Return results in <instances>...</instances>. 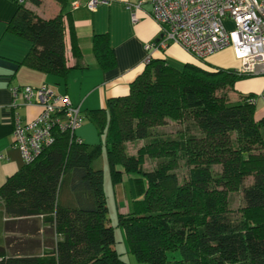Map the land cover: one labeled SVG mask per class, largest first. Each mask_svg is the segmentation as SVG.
<instances>
[{"label": "trees", "instance_id": "obj_1", "mask_svg": "<svg viewBox=\"0 0 264 264\" xmlns=\"http://www.w3.org/2000/svg\"><path fill=\"white\" fill-rule=\"evenodd\" d=\"M57 1L64 8L67 0ZM63 14L42 19L18 2L7 25L31 42L25 65L62 78L69 71ZM67 15L71 51L79 57ZM92 52L102 70L114 66L106 35L93 36ZM197 61L176 68L151 56L127 94L86 115L102 143L52 129L53 142L6 179L0 199L9 217L42 215L53 244L42 255L0 251V264H127L114 248L103 169L94 166L103 147L112 187L122 185L130 199L116 226L138 262L264 264V117H255V94H230L237 80L253 75ZM172 122L179 127L166 132ZM132 142L140 144L134 153ZM181 160L182 181L175 171ZM235 192L237 208L230 205Z\"/></svg>", "mask_w": 264, "mask_h": 264}, {"label": "crops", "instance_id": "obj_2", "mask_svg": "<svg viewBox=\"0 0 264 264\" xmlns=\"http://www.w3.org/2000/svg\"><path fill=\"white\" fill-rule=\"evenodd\" d=\"M88 1L67 0L62 8L57 0H40L38 4H33L30 0H0V186L24 165L18 147L12 145L14 115L17 113L23 122H29L41 111V106L36 101L22 104L18 99L17 105L12 107L13 88L38 87L44 84L57 94L68 95L71 103L79 106L85 116L74 135L80 137L82 142L96 144L102 143L103 135H98L94 123L86 115L89 111L104 109L108 98L127 94L130 82L145 67L147 51L144 45L159 37L161 27L152 17V0H103L94 9L86 6ZM18 2L42 19H50L60 12L64 13L65 60L66 66L69 67L65 77L39 71L23 63L31 42L7 29L18 8ZM137 2L138 21L132 24L130 10L126 5ZM67 13L71 18L81 52L79 57L71 51ZM101 34L108 37L115 57L114 66L107 70L98 66L92 52L93 36ZM151 56L163 58L176 68H182L186 63H198L176 43L168 44L165 49H154ZM205 61L208 65L232 69L238 68L240 64L229 48L212 54ZM77 62L82 67H74ZM233 89L230 93L232 99H237L240 95L255 94V117H264V100L261 98L264 93V74L237 80ZM94 166L101 168L95 163ZM115 188L118 189V197L127 203L122 211L127 213L130 199L125 188L122 185ZM0 212L3 220V244L0 243V251L4 255H42L49 250L55 237L42 224V215L9 217L5 214L1 199ZM108 218L109 224L114 225V248L121 258L127 264H148L138 262L129 252L123 229L114 223L116 217Z\"/></svg>", "mask_w": 264, "mask_h": 264}, {"label": "built area", "instance_id": "obj_3", "mask_svg": "<svg viewBox=\"0 0 264 264\" xmlns=\"http://www.w3.org/2000/svg\"><path fill=\"white\" fill-rule=\"evenodd\" d=\"M100 2L103 0H89L86 6L94 9ZM152 4V17L161 27L159 37L144 45L145 63L150 61L154 49H165L169 43L178 44L203 61L231 48L234 58L240 61L234 69L238 74H264V0H152ZM126 8L132 24L137 23L139 2L128 3ZM227 23L233 27L228 29ZM12 95V107L18 99L22 104L36 101L41 106L39 115L29 122L14 115L12 145L18 147L24 162L34 159L53 142L52 129L68 131L82 142L74 131L84 116L66 94H56L43 84L13 88ZM261 98L264 100V93Z\"/></svg>", "mask_w": 264, "mask_h": 264}, {"label": "rangeland", "instance_id": "obj_4", "mask_svg": "<svg viewBox=\"0 0 264 264\" xmlns=\"http://www.w3.org/2000/svg\"><path fill=\"white\" fill-rule=\"evenodd\" d=\"M227 27H228V29H231L233 26L230 25L229 23H227ZM225 49H228V48H225ZM229 49H230V51H232L231 48H229ZM177 127H179V125L172 122V123H169V125H167L165 130H166V132L173 133ZM103 140H104V138H103ZM103 140H102V142H103ZM138 145H140V144H138L137 142L129 143V146H128L129 152L134 153L136 151V148L139 147ZM95 165L101 166V168H103V184H104V189H105L107 217H117V212H122L124 210V208L127 206V203L123 198L118 197V195H117L118 189L112 187V185H111L109 169H108V164H107V160H106V148L105 147H103V153H102L101 157L95 161ZM145 165L147 166L148 163H146ZM217 168L218 167H216V169ZM175 171H176L180 181L186 179L187 168L183 164V160H181L179 162V165L175 168ZM249 181H250V179L248 178L246 183H249ZM230 200H231L230 205L233 208H237L239 205H241V199H240L239 193L235 192V193L230 194ZM114 223L116 224V221ZM2 226H3V220H2L1 212H0V243H1V245L3 244Z\"/></svg>", "mask_w": 264, "mask_h": 264}, {"label": "bare ground", "instance_id": "obj_5", "mask_svg": "<svg viewBox=\"0 0 264 264\" xmlns=\"http://www.w3.org/2000/svg\"><path fill=\"white\" fill-rule=\"evenodd\" d=\"M55 93V92H54ZM57 94V93H56ZM59 95H63V94H59ZM68 96V95H67ZM69 98V97H68ZM70 100V99H69ZM71 102V101H70ZM72 104V103H71ZM73 105V104H72ZM74 106V105H73ZM75 107H78V109H79V111H80V108H79V106H75ZM80 113H81V111H80ZM35 119V118H34Z\"/></svg>", "mask_w": 264, "mask_h": 264}]
</instances>
